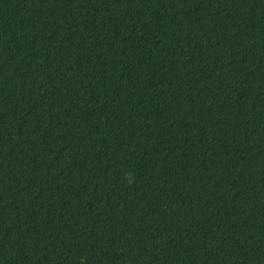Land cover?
<instances>
[{
    "label": "trees",
    "instance_id": "trees-1",
    "mask_svg": "<svg viewBox=\"0 0 264 264\" xmlns=\"http://www.w3.org/2000/svg\"><path fill=\"white\" fill-rule=\"evenodd\" d=\"M0 264H264V0H0Z\"/></svg>",
    "mask_w": 264,
    "mask_h": 264
}]
</instances>
